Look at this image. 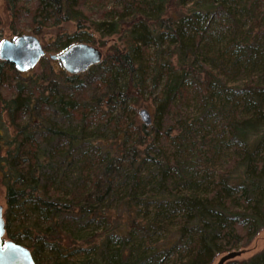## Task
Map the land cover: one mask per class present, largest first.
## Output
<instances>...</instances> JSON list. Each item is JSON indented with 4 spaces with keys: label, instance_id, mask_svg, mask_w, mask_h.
Masks as SVG:
<instances>
[{
    "label": "trees",
    "instance_id": "1",
    "mask_svg": "<svg viewBox=\"0 0 264 264\" xmlns=\"http://www.w3.org/2000/svg\"><path fill=\"white\" fill-rule=\"evenodd\" d=\"M5 2L46 53L120 41L79 74L0 58L5 230L36 264H212L264 228V0Z\"/></svg>",
    "mask_w": 264,
    "mask_h": 264
},
{
    "label": "water",
    "instance_id": "2",
    "mask_svg": "<svg viewBox=\"0 0 264 264\" xmlns=\"http://www.w3.org/2000/svg\"><path fill=\"white\" fill-rule=\"evenodd\" d=\"M46 52L40 39L33 34H23L0 43V58L15 66L19 72L35 68ZM103 54L99 48L88 43H75L58 54L50 55L52 60L59 61L69 74L85 72L102 61ZM145 125H150L152 116L148 109L138 111ZM240 252L232 251L222 256L217 264L239 256ZM0 264H36L31 250L22 244L6 238L4 207L0 205Z\"/></svg>",
    "mask_w": 264,
    "mask_h": 264
},
{
    "label": "rangeland",
    "instance_id": "3",
    "mask_svg": "<svg viewBox=\"0 0 264 264\" xmlns=\"http://www.w3.org/2000/svg\"><path fill=\"white\" fill-rule=\"evenodd\" d=\"M0 21H1V27H2V37H1L2 39H1V41L5 40V39L12 40V39L16 38L17 36H19V34H21V30L23 32L22 35L23 34H31L30 29L28 27H23V26L20 27L21 29H19V30L17 29V31H14V27L11 23V17L9 15V12L7 11V8H6L5 0H0ZM73 31H74V27L71 25L69 27V32H73ZM55 36H56L55 31L48 30V31H46L45 35L43 37L42 36L39 37V39H40L43 47L46 48L53 43V41L55 40ZM97 39H98V41L92 45L99 48L101 50L103 56H104V53H106V52L108 53L110 51V47L113 44H116V45L120 44V41L116 37H109L108 38V37L97 36ZM1 41H0V43H1ZM60 52L61 51H55V52L47 51V53L45 54V56H47V58L52 61L53 64H51V66L54 69L62 67V65L59 61L52 60L50 58V55L58 54ZM39 63L35 68L32 69V71H36V70L40 71ZM142 108L148 109L150 111V113L152 114L153 113L152 99L148 98L144 104H141L139 110ZM0 112H1V106H0ZM138 118L141 121L139 114H138ZM5 191H6V189H5V186L1 182V175H0V205H2L4 207V215H5V212L7 209L6 199H5ZM6 238H7V235H6ZM262 249H264V228H262L257 233V235L251 241H249L247 244L241 246L237 250H233V251L240 252V255L235 257L234 259L228 260L225 264H242L244 261L248 260L250 257L255 255L256 253L260 252ZM230 252H232V251H230ZM225 254H227V253H222V254L218 255L212 264H217L219 262L220 258L222 256H224Z\"/></svg>",
    "mask_w": 264,
    "mask_h": 264
}]
</instances>
